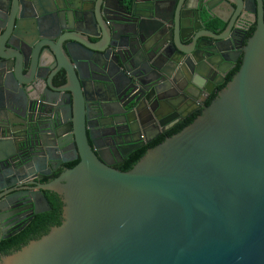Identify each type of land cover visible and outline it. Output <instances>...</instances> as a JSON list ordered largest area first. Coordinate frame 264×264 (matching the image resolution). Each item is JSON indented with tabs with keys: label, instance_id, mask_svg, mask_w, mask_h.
Listing matches in <instances>:
<instances>
[{
	"label": "water",
	"instance_id": "95a60500",
	"mask_svg": "<svg viewBox=\"0 0 264 264\" xmlns=\"http://www.w3.org/2000/svg\"><path fill=\"white\" fill-rule=\"evenodd\" d=\"M0 1H4L0 5V133H8L6 124H16L8 114L22 119L20 92L15 88L21 85L24 96L34 88L32 79L24 81L22 76L33 65L48 69L56 58L54 48L41 40L48 36L57 41L74 39L62 38L59 30L49 35L38 19L34 33L18 31V21L25 18L14 2L28 3L31 11L38 8L39 15H57L56 0ZM62 1L70 4L63 14L70 13L75 24L83 22L82 14L88 11L97 26L107 23L108 38L123 34L111 19L113 8L106 0ZM263 3L128 0L124 9L118 8L135 17L133 29L126 33L141 48L154 37L164 38L171 48L175 65L170 70L177 86L185 79L196 87L195 77L205 78L200 67L206 54L211 50L223 56L221 42L225 33L233 31V24L252 14L255 27L237 51L236 55L241 53L238 69L217 97L189 125L146 149L129 166L110 168L97 155L100 134L87 130L81 105L70 120L67 140L58 143L64 145L61 156L49 155L51 149L36 134L11 131L7 138H0V213L25 204L35 214L47 210L44 190L57 194L62 210L60 222L27 237L2 256L0 264H264ZM216 11L228 13V18L216 16ZM202 14L225 23L224 34L207 35ZM82 59L98 63L92 57ZM222 59L227 65L233 61ZM150 66L160 72L148 84L153 95L159 101L160 93H165L166 102L176 103L177 95L161 84L168 73ZM68 79L80 100L70 68ZM112 87L117 90L115 84ZM142 95L133 101L134 110H126V102L121 111L104 113L123 118L115 123L123 127L117 134L133 132L138 108L147 99ZM74 159L76 163L62 167L43 183L37 181L49 174L43 171L47 166L54 163L55 170Z\"/></svg>",
	"mask_w": 264,
	"mask_h": 264
},
{
	"label": "flooded vegetation",
	"instance_id": "af4514ba",
	"mask_svg": "<svg viewBox=\"0 0 264 264\" xmlns=\"http://www.w3.org/2000/svg\"><path fill=\"white\" fill-rule=\"evenodd\" d=\"M106 2L113 8L111 19L117 25L119 32L123 33L113 39L108 38L107 23H100L97 26L95 18L88 11H84L82 14L83 22L78 21L75 24L70 13L63 14L67 11L65 8L70 6L66 1L56 0L60 9L57 12L60 13L57 14L58 16L55 12L49 15H39L38 8L35 12L29 10V4L26 2H14V4L17 3L14 8L21 9L25 18L17 23L18 31L22 34L34 33L35 20L38 19L44 24L41 29L51 32L49 35H53L55 30H59V35L62 38L74 40L60 39L57 41V37L52 36L41 40L54 48L57 53L56 58L48 69H39L33 65L28 73L22 76L24 81L32 79L33 91L24 96L20 90L21 85H18V89L15 88L16 92H20L17 95L22 108V119L5 113V115L8 114L10 121L16 124H6V130L9 132H1L0 138H7L11 131L20 134H36L39 141L51 149L49 155L61 156L64 145L59 144L67 140L70 133V120L77 106L81 105L86 118L87 130H91L97 135L100 134L96 140L99 149L97 155L110 168L119 170L130 154L141 148H151L149 146L159 137L174 129L181 122L195 114L199 113L198 116L201 114L203 108L208 106V103H211L226 85L227 73L238 62L240 64L241 53L236 55L237 51L250 36L247 34L248 30L252 26L255 27V18L252 14H247L244 21L233 24L231 28L233 31H229V35L225 33V38L221 42L225 49L222 57L233 59V61L227 65L221 56L213 54L210 50L204 59V66L200 67L205 78L195 77L194 85L196 87L190 85L185 79L179 80L181 84L177 86L173 72L170 70V67L175 65L170 60L171 48L165 43L164 38L154 37L141 48L137 39L126 33L133 29L135 17L130 16L127 9L124 10V13L118 9L120 7L124 9L128 0H106ZM3 3L4 1H0L1 6ZM215 14L225 20L229 15L220 11H216ZM216 16L209 18L206 14L201 15L202 29L208 32L207 35L218 36L225 32L226 24L213 19ZM98 32L100 35L96 36ZM183 47L188 48L189 45H183ZM91 48H98L100 51L95 52L90 50ZM91 57L98 63L94 64L89 60L82 59ZM182 60V58L179 59L177 64L182 63ZM150 64L162 67L168 73L161 84L170 87L167 92L177 95L176 103L166 102L168 99L165 98V93H160L159 101L156 95H153V88L148 84L159 76L160 72ZM68 68L74 74L76 87L80 93L77 97H80V100L73 95L74 85L68 79ZM137 79L140 83H136ZM114 84L117 90L112 87ZM10 87L13 88V85L11 84ZM146 87L147 90L144 93L143 90ZM142 92V97L147 96V99H143V103L138 108L139 120L132 124L133 132L117 134V129L123 130V127L115 123L123 118L118 115H104V113L121 111L122 104L126 102L128 105L125 109L134 110L137 106L133 101ZM0 93L2 94L1 90ZM100 106L103 113L99 109ZM44 155L46 154L44 153ZM64 156L68 155L64 154ZM74 161L77 159L60 163L55 170H52L54 163L47 166L43 171H49V174L42 175L37 181L43 183L41 180ZM49 192L54 194L56 202L50 204L42 191L48 203L47 210L35 214L25 204L0 213V258L27 237L62 220V210L57 194ZM4 247H10L8 252Z\"/></svg>",
	"mask_w": 264,
	"mask_h": 264
},
{
	"label": "trees",
	"instance_id": "16d2710c",
	"mask_svg": "<svg viewBox=\"0 0 264 264\" xmlns=\"http://www.w3.org/2000/svg\"><path fill=\"white\" fill-rule=\"evenodd\" d=\"M263 21H264V4H263ZM253 29H254V26H252L249 30H248V32H247V34L249 35V34H251V31H253ZM238 66H239V62L227 73V75H226V79H225V82H227L230 78H231V76L236 72V70L238 69ZM213 99H214V97H213ZM210 104V102L208 103V105ZM199 114V113H198ZM198 114H195V115H193L192 117H190V118H188L187 120H185L184 122H181L179 125H177L174 129H172L171 131H169V132H167L166 134H164V135H162L161 137H159L151 146H149V147H153V146H155V145H157L158 143H160V142H162L163 140H164V138H166V137H168V136H170V135H172V134H174V133H176V132H178L180 129L182 130L184 127H186L187 125H189L195 118H196V116H198ZM146 148H148V147H145V148H141V149H139V150H137V151H135L134 153H132V154H130L127 158H126V160H125V164L122 166V167H120L119 169H121V168H124V167H126V166H129V165H131V164H133V163H135L136 161H137V159L145 152V150H146ZM73 163H76V161H74ZM73 163H70V164H73ZM70 164H67V165H70ZM51 192H49L48 190H44V195H45V197H46V199L48 200V202L50 203V204H54L56 201L54 200V199H56V197L54 198L53 197V195L54 194H50ZM14 247H16V246H14ZM8 248H10V247H4V249H5V251H7L8 252Z\"/></svg>",
	"mask_w": 264,
	"mask_h": 264
}]
</instances>
